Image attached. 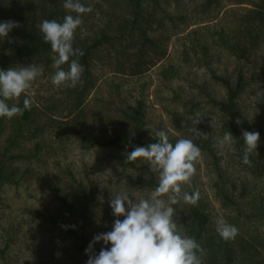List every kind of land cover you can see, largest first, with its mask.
Here are the masks:
<instances>
[{"label": "rangeland", "instance_id": "1", "mask_svg": "<svg viewBox=\"0 0 264 264\" xmlns=\"http://www.w3.org/2000/svg\"><path fill=\"white\" fill-rule=\"evenodd\" d=\"M81 1L89 2L92 6L100 4L102 8L100 17L91 12L88 13L86 24L83 21L84 27H91L88 33L90 38L98 37L103 31L116 33L119 19L125 17L122 15L124 12L110 10L105 0ZM208 1L210 0H146L142 20L153 18L155 21L148 27L147 35L155 38L170 35L166 44H161V50H165V53L161 50L139 52L134 47H128L129 42L124 43L120 39L114 41L113 46L101 44L89 56V59L93 58L90 62L95 79L93 89L82 107L70 114V117L57 118L58 124L56 121L48 122L45 118L46 111H41L51 106V103L63 100V88H56L51 82V76L55 72L53 67L44 68L43 75L32 84L27 93L14 101L17 105L19 100L29 97L33 102V113L30 121L23 126L22 136L17 139L19 146L10 151L11 155L18 158L9 161L5 156L4 161L2 159L5 170L13 175L16 184H5L0 189V250L8 247L6 256H0V264H38L39 256L45 260L48 254L58 256L59 262L75 264L66 258H59L57 244L62 232L59 233L54 225H50L49 219L61 220L72 229L81 228L90 244L95 235L103 233L102 224L108 223L107 218L102 219L107 200L110 204L112 197L121 191L134 194L137 198L153 191L138 185L132 186L128 179H150V174L144 169V165L149 166L147 163L135 161L136 171L121 174L115 165L116 161L119 157L127 158L132 150L122 148L120 144L106 146L110 138L130 133L133 124L123 112L130 113L127 109L135 108L137 102H142L144 129L152 136H155L154 129H163L168 133L169 140L191 138L189 130L197 128L201 133L196 135L199 146L205 139L210 140L211 147L219 158L218 171L231 181L228 192L232 199L229 204L218 198L214 188L218 182V171L206 150L201 149L202 159L196 165L197 191L200 193L199 199L203 198L201 202L207 210L210 224L215 228L216 218L223 217L238 228L240 237L249 239L252 235H259L263 238L257 242L264 244V218H258L255 213L252 214V220L244 218V213H250L249 203L254 202L258 206L257 199L262 195L259 191L264 189V175L253 176L250 173L252 166L240 161L236 155L237 150L221 151L216 147L217 138L222 137L219 132V114L208 105V100L203 98L198 89L203 86L211 92L210 96L215 101H220L225 98L226 93L221 85L214 82L212 74L228 77L235 83L237 72L242 70L247 87L238 99L239 109L242 117L249 121L250 132L260 134L257 150L250 157L252 164L258 163L259 167H263L264 44L260 43L258 50L252 53L248 48L239 58L231 51V44L236 39L233 42L227 41L229 50L227 46H223L226 38L233 37L239 29L237 20L240 21L241 14L251 11L261 1ZM152 8H155L154 13L150 12ZM126 17L131 20V16ZM158 23L166 24L164 27L167 31L159 29ZM221 28L224 30L222 29L223 33L219 38L211 35V32H217ZM205 31H208L212 41L206 37ZM194 38L207 45V57H201L199 47V54L193 55V51H189L190 57L186 58L185 52L194 44ZM140 63H144L140 69L141 74L134 75L138 71L135 65ZM21 65L27 66L26 63ZM170 67L174 68L175 77L166 79L163 75L170 71ZM198 100L203 101L202 105L199 108L191 107ZM60 110L61 107H57V112ZM197 116L200 117V123L196 125L194 118ZM177 124L182 129L180 132L176 131ZM5 127L0 138L1 148L5 147L4 140L10 137L14 128L12 119L6 120ZM81 135L89 142L87 149ZM36 142L41 143V148L44 146L38 153L34 149ZM59 142H62V153L54 152L55 148L50 147ZM152 172L158 177L156 172ZM73 178L76 182H81L87 192L91 189H88V183L91 182L96 191V203L93 202V207L97 216L90 223L81 222L76 217L81 201L80 190L73 183ZM53 190L64 199L69 195L71 200H76L72 213L56 199ZM240 213L243 216H239ZM110 216L117 218L113 211ZM82 224L87 226L84 228ZM100 249L101 242L96 243L92 250Z\"/></svg>", "mask_w": 264, "mask_h": 264}, {"label": "trees", "instance_id": "2", "mask_svg": "<svg viewBox=\"0 0 264 264\" xmlns=\"http://www.w3.org/2000/svg\"><path fill=\"white\" fill-rule=\"evenodd\" d=\"M145 1L146 0L104 1L109 5L110 10L120 13L124 12L122 15L125 17L119 19V25L115 34L103 31L98 37L93 39L88 36L91 27L86 28L82 23L81 27L75 34L73 44L74 48H78L84 53L83 56L76 57L84 67V72L81 78L82 83L78 84L75 88L64 87L62 89L63 100H57L56 102L51 103V106L44 108L43 110L41 109V111H46L45 118L48 122L56 121L55 123L58 124L59 121L57 118L64 119L68 116L70 117V114H73L82 107L85 98L93 89L95 83L90 64L93 58L89 59V56L91 55V52L98 49L101 44L105 43L113 46V42L120 39L123 40L124 43H126V41L129 42L130 45L128 47H134L139 52L161 50L162 45L164 46L166 44L170 35L164 37L158 36V38L147 35L148 27L155 21L153 18L142 20L144 12L143 4ZM260 1L261 2L257 6H254L251 11L246 14H241L240 21L237 20V26L239 29H237V32L234 33L233 37L228 36L223 45L224 47L227 46V49L229 50V43L227 41L231 40L233 42L234 39H236L235 42L231 44V51L237 58H239L241 53L245 54L248 48L251 50L250 53H252L255 50H258L260 43L264 44V0ZM81 2L86 6H91L93 8L92 12L98 14L99 17L101 16L102 8L100 4L92 6L89 2ZM208 2L212 3L211 0ZM63 3L64 0H0V22L14 21L18 24V27L13 28L8 37L0 41V68L7 70L9 67L20 66L22 63H26L27 65L35 63L37 65H43L46 69L52 68L53 53L51 51V46L44 42L38 26L44 20L54 19L62 22L65 15H75V13H69L68 10L64 9ZM150 12L154 13L155 8H152ZM89 14L83 16L85 24L89 18ZM126 16H131V20ZM160 22L162 23L161 20ZM172 22L173 20H171V23ZM161 23H158V28H164L165 31H167V28L164 27L166 24L162 25ZM222 29L223 28L219 29L217 32H211V35L215 38H219L220 34L223 33L224 29ZM226 32L228 34V31ZM205 34L206 37L212 41L208 31H205ZM202 39L205 41L204 38ZM199 47L201 49V57H207L209 54L207 45L194 38V44L185 52L186 58L190 57L189 51H193V55L199 54ZM162 53H165V50H163ZM142 65H144V63L135 65L138 71L134 75L141 74L140 69L143 67ZM63 67L67 69V65H64ZM169 70V72L163 75L166 79L175 77L174 68L170 67ZM241 71L242 70L237 72L235 83H233L228 77H220L212 74L214 82L221 85L226 93L225 98L220 101H215V99L210 96L211 92H208L203 86L198 87V89L203 98L208 100V105L213 108L214 112L219 114V132L221 133V136L230 132L233 137L237 139L233 149L237 150L238 153H236V155L242 162L244 156V141L242 134L244 131L250 132L251 128L248 124L249 121L242 117L239 109L238 99L247 87L246 80L242 77ZM24 99L25 98L19 100L17 106L23 107ZM12 103H14V101H9V104ZM202 103V100H198L195 104H191V107L199 108ZM57 107H61V110L58 112ZM127 110H129L130 113L125 111L123 112V115L130 121L131 125L133 124V128L130 133H124L123 135H117L110 138L109 142L106 143V146L120 144L122 148L125 147L133 151L135 147H146L151 143L157 142V137L152 136L144 129L145 122L142 114V102H137L135 108H128ZM32 113L33 110L30 109L24 111L22 116L12 118V124L14 127L12 133L8 139L4 140V143L6 144L5 147H0V189L5 184H16L13 180V175L5 170V165L2 164L4 161L3 158L7 156V160L9 161L18 158V156L11 155L10 151L19 146L17 139L22 136L23 126L30 121ZM6 120L7 119L5 118H0V138L6 130ZM178 125L179 124H177L176 131L180 132L182 129L178 127ZM192 130L193 129H190L188 133L194 143L197 144L199 141L196 139V134ZM81 139L85 143V149H87L89 142H87L86 138L82 135ZM176 141L177 139L170 140L173 144ZM50 147L52 149L55 148L54 152L62 153L64 151H62V142ZM199 147L206 150L209 158L213 160L215 170H220L219 158L217 157L215 150L211 147L210 140L205 139ZM43 148L44 146L41 148V143H35L34 149L36 153ZM251 160L250 157V165L252 166L250 173L253 176L258 177L264 175V166L259 167L258 163L252 164ZM115 165L118 167L121 174H126L127 171L134 172L137 169L135 161H127L126 156L119 157ZM144 169L150 174V179L144 181L134 177L128 178L129 176H127V178L129 181L131 180L130 184L132 186L138 185L140 188L154 190L158 185V177L155 176L149 166L144 165ZM217 175L218 182L214 185V188L216 189L215 193L221 201L231 204V194L228 192V186H230L231 181L220 171H218ZM73 183L77 185L78 190H80L78 192L80 194L79 200L81 201L80 210L76 212V217L78 220H81V222L88 221V223H90V221H94L97 216L93 207L94 203H96V191L92 188L91 182L88 183V189L91 188L88 192L86 191V187L81 182H76L74 178ZM183 191L189 193L197 191V173L192 178L191 186H185ZM53 193H55L56 199L62 203V206H64L69 213H72L75 210L74 204L76 200H71L69 195L64 199L54 190ZM259 193L262 195L259 200L257 199L258 206L254 205V202L249 203L250 209L248 211L250 213H244L245 219L252 220L253 213L256 215L258 214V218H264V189L259 191ZM202 199L203 198H201V200L199 199L195 206L181 202L177 206L178 209L176 210L174 219L177 222L178 230L182 234L194 238L204 250L202 255L203 264H264V244L257 242L258 240H262L263 237L252 235L249 239H244L240 237L241 235H237L234 240H223L217 234L215 228L210 224L207 210L204 209L205 206L201 202ZM105 207L106 210L104 209L102 213V219L107 218L108 223L102 224L103 227L101 228V231L103 233L112 231L113 222L117 219L114 217L111 218L110 216L112 209L109 200H107ZM44 211L47 210L45 209ZM258 212H260V214ZM94 213L95 215H93ZM87 215L89 217H86ZM238 215L243 216V213ZM39 216L42 217L44 214H39ZM119 219H123V217H119ZM182 221H184V223ZM49 223L50 225H54L59 233L62 232L57 244V251L60 253V259L66 258L67 261L70 260L75 264H87L89 255L99 254L100 251L94 250H92L91 253L86 254L85 250L88 249L89 244L88 240L83 236L81 228L77 230L72 229L68 224L61 220L49 219ZM86 226L87 225L82 224V227L85 228ZM104 247H110V245L105 246L103 242H101V249ZM7 250V246L3 250H0V256L2 258L6 256ZM42 258V256H39V260H37L38 264H66V261L59 262L58 256L56 255L48 254L45 260ZM46 260H50L51 262L47 263L48 261Z\"/></svg>", "mask_w": 264, "mask_h": 264}, {"label": "clouds", "instance_id": "3", "mask_svg": "<svg viewBox=\"0 0 264 264\" xmlns=\"http://www.w3.org/2000/svg\"><path fill=\"white\" fill-rule=\"evenodd\" d=\"M63 7L75 15H65L62 22L44 20L38 27L53 53V86L75 88L82 83L84 72L83 65L76 57L84 53L74 48V38L83 23V16L91 13L93 8L81 0H64ZM15 27L18 24L14 21L0 22V41L8 37ZM64 65H67V69ZM43 73L44 66L35 63L9 67L7 70L0 68V118L10 120L31 109L33 102L27 96L23 107L9 104V101H15L27 93ZM194 123H200L199 116L194 118ZM192 131L201 135L197 128ZM154 134L157 142L146 147H135L128 153L127 161L147 163L158 174L157 187L147 196L139 198L127 191L118 192L112 197L110 207L117 217L112 231L95 235L85 252L91 253L99 242L110 247L102 248L98 255H89L87 264H203L204 250L194 238L178 230L174 219L181 202L195 206L199 201V191L189 193L183 189L191 186L197 171L196 165L202 159L201 148L191 138H180L173 144L163 129H154ZM242 135V162L248 165L250 155L257 150L260 134L244 131ZM236 140L227 132L217 138L216 147L221 151H232ZM215 230L225 241L234 240L239 231L223 217L216 218Z\"/></svg>", "mask_w": 264, "mask_h": 264}]
</instances>
